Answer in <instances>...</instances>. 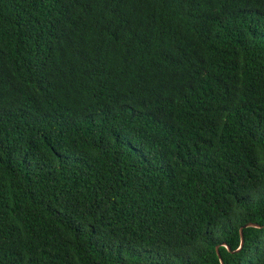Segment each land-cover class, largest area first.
<instances>
[{
  "label": "trees",
  "instance_id": "trees-1",
  "mask_svg": "<svg viewBox=\"0 0 264 264\" xmlns=\"http://www.w3.org/2000/svg\"><path fill=\"white\" fill-rule=\"evenodd\" d=\"M217 245L264 264V0H0V264Z\"/></svg>",
  "mask_w": 264,
  "mask_h": 264
},
{
  "label": "water",
  "instance_id": "water-1",
  "mask_svg": "<svg viewBox=\"0 0 264 264\" xmlns=\"http://www.w3.org/2000/svg\"><path fill=\"white\" fill-rule=\"evenodd\" d=\"M249 226H253V227H260L261 225L258 224V223H254V222H248V223H245L243 226L240 227L239 229V234H240V244H239V247L235 250V251H238L239 249L242 248L243 244H244V235H243V228L244 227H249ZM222 245L226 246L228 250H231L230 247L228 245H226L225 242L222 243ZM218 248H219V245L216 246V252H217V255L218 257L220 258V262L221 264H224L222 259H221V255L218 251Z\"/></svg>",
  "mask_w": 264,
  "mask_h": 264
}]
</instances>
